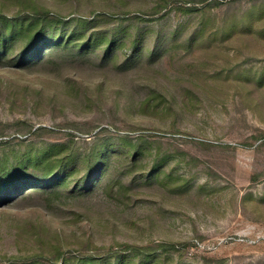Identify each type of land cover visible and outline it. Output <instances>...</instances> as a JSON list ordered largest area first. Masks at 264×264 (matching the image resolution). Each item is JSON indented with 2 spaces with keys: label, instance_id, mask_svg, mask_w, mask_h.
Returning <instances> with one entry per match:
<instances>
[{
  "label": "rangeland",
  "instance_id": "374dc122",
  "mask_svg": "<svg viewBox=\"0 0 264 264\" xmlns=\"http://www.w3.org/2000/svg\"><path fill=\"white\" fill-rule=\"evenodd\" d=\"M38 15L0 174L45 186L0 192V264H264V0H0Z\"/></svg>",
  "mask_w": 264,
  "mask_h": 264
},
{
  "label": "trees",
  "instance_id": "16d2710c",
  "mask_svg": "<svg viewBox=\"0 0 264 264\" xmlns=\"http://www.w3.org/2000/svg\"><path fill=\"white\" fill-rule=\"evenodd\" d=\"M44 17L43 15H38L36 18H26V19H12V20H8L5 19L2 22H0V56H3V51L6 50V48L8 47V45L15 40H18L17 38L19 36H21L19 39H21L25 34H27L29 32V26H27L26 28L24 27V22L26 20H28L29 22L31 21H41L43 20ZM2 23H5V25H1ZM75 35V33H70V35L68 36H62L59 39V42H63L65 41L63 38H70L72 40V37ZM37 38H33L31 40V42L28 44L29 46L26 47L25 49H22L16 56V58L19 60L20 62V67H23L25 65H27L29 63V58L31 57V55H35L39 52H41V48H42V43L37 41ZM55 40L57 41V37H55L51 44H47L45 45V49L43 51V53L40 55V57L34 61L35 63H40L41 60L44 58V52L55 43ZM35 162L33 163V172L35 170H37L38 168V164H41L44 159L43 158H35L34 159ZM28 162V161H27ZM27 162H25L24 164H27ZM26 166V165H25ZM101 175V173H99V176ZM17 176V177H16ZM31 176V175H29ZM7 179H3L2 178V173L0 174V192L3 196V202L7 203L11 200H13L15 197L18 196H22V194H24V190H30L32 188H34L35 186H40V187H44L45 185H34L33 182L35 181H31L30 179L26 177H20L18 175H14L13 174H8L7 175ZM9 179V181H8ZM33 180H38L36 181V183L41 184V183H45L47 184L49 182V176L44 175L43 177H33ZM93 258L88 259V261H92Z\"/></svg>",
  "mask_w": 264,
  "mask_h": 264
}]
</instances>
